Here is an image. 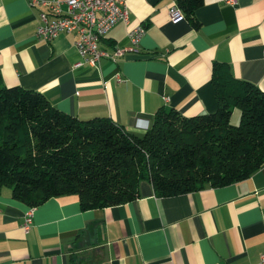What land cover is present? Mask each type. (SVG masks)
<instances>
[{
	"label": "crops",
	"instance_id": "1",
	"mask_svg": "<svg viewBox=\"0 0 264 264\" xmlns=\"http://www.w3.org/2000/svg\"><path fill=\"white\" fill-rule=\"evenodd\" d=\"M29 1L0 0V80L37 89L78 119L108 117L137 133L158 107L211 112L212 60L264 90V0H201L196 27L176 0H125L128 22L99 45H126L135 24L144 31L136 48L97 66L76 63L73 32L37 38L40 6ZM27 208L0 188V264H256L264 253V163L245 179L171 196L140 181L135 199L103 208L80 210L75 194L49 197L24 233Z\"/></svg>",
	"mask_w": 264,
	"mask_h": 264
},
{
	"label": "trees",
	"instance_id": "2",
	"mask_svg": "<svg viewBox=\"0 0 264 264\" xmlns=\"http://www.w3.org/2000/svg\"><path fill=\"white\" fill-rule=\"evenodd\" d=\"M200 3L176 0L193 27ZM210 82L211 112L158 107L136 133L108 117L78 119L39 90L0 80V188L28 207L75 194L86 210L135 199L140 181L171 196L247 178L264 163V90L235 77L225 61H211Z\"/></svg>",
	"mask_w": 264,
	"mask_h": 264
},
{
	"label": "built area",
	"instance_id": "3",
	"mask_svg": "<svg viewBox=\"0 0 264 264\" xmlns=\"http://www.w3.org/2000/svg\"><path fill=\"white\" fill-rule=\"evenodd\" d=\"M232 3L234 0H224ZM30 5H38L39 23L35 36L49 40L61 31L73 32V45L80 56L76 63L97 66L101 58L116 60L126 50L136 48L139 36L144 31L142 24H135L126 31L128 43L114 45L106 49L99 45L100 38L116 22H128V8L125 0H30ZM175 15V10L171 11ZM115 78L121 77L116 73ZM164 99L166 97L164 96ZM33 207H28L22 217V230L27 232L31 224ZM256 264H264V253Z\"/></svg>",
	"mask_w": 264,
	"mask_h": 264
},
{
	"label": "rangeland",
	"instance_id": "4",
	"mask_svg": "<svg viewBox=\"0 0 264 264\" xmlns=\"http://www.w3.org/2000/svg\"><path fill=\"white\" fill-rule=\"evenodd\" d=\"M239 112L237 108H232L231 114L229 117V123L235 125L238 122Z\"/></svg>",
	"mask_w": 264,
	"mask_h": 264
}]
</instances>
